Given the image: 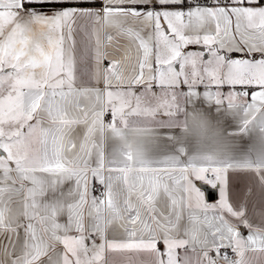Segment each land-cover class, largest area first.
Returning <instances> with one entry per match:
<instances>
[{"label": "snow or ice", "instance_id": "snow-or-ice-1", "mask_svg": "<svg viewBox=\"0 0 264 264\" xmlns=\"http://www.w3.org/2000/svg\"><path fill=\"white\" fill-rule=\"evenodd\" d=\"M253 260L264 0H0V264Z\"/></svg>", "mask_w": 264, "mask_h": 264}, {"label": "crops", "instance_id": "crops-1", "mask_svg": "<svg viewBox=\"0 0 264 264\" xmlns=\"http://www.w3.org/2000/svg\"><path fill=\"white\" fill-rule=\"evenodd\" d=\"M200 46L194 45V48L198 49ZM199 91L201 92V98L196 99L193 101L192 104L187 105V109L189 111L192 110L193 106H195L196 109H198L206 118L209 120V122L212 125H216L217 121L220 123L221 128H226L229 131H235L236 129V122L232 119L231 116L224 117L220 112L217 111V106L215 103H208L207 101L203 100L202 93L204 91V85L203 86H197ZM181 103H183V100H181ZM110 118V113L108 114V117ZM183 118V117H181ZM193 143L195 141L193 140ZM253 143V139L249 136H238L235 139L236 147L242 151H246L248 147ZM196 183H204L203 181H197ZM246 184V180L243 177L237 178L233 180V191L234 192H240L242 188H244ZM211 186L210 184H207ZM217 198L213 201H206L208 204H215L219 199V193L216 191ZM251 200L254 202L257 212H259L260 208V201H261V194L258 190H253L250 194ZM206 200V199H205ZM251 206V205H250ZM246 233V230H245ZM161 248H163V245H160ZM118 256V254H117ZM252 264H255V261H252Z\"/></svg>", "mask_w": 264, "mask_h": 264}, {"label": "water", "instance_id": "water-1", "mask_svg": "<svg viewBox=\"0 0 264 264\" xmlns=\"http://www.w3.org/2000/svg\"><path fill=\"white\" fill-rule=\"evenodd\" d=\"M202 191L205 193V199L206 201H213L217 198L216 195V191L215 189H213L211 186L207 185V184H203V183H197Z\"/></svg>", "mask_w": 264, "mask_h": 264}, {"label": "rangeland", "instance_id": "rangeland-1", "mask_svg": "<svg viewBox=\"0 0 264 264\" xmlns=\"http://www.w3.org/2000/svg\"><path fill=\"white\" fill-rule=\"evenodd\" d=\"M188 48L189 50H196V48H194V45H189ZM198 86H203V85H198Z\"/></svg>", "mask_w": 264, "mask_h": 264}]
</instances>
